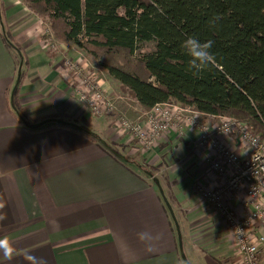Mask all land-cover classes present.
Here are the masks:
<instances>
[{"label":"crops","instance_id":"crops-1","mask_svg":"<svg viewBox=\"0 0 264 264\" xmlns=\"http://www.w3.org/2000/svg\"><path fill=\"white\" fill-rule=\"evenodd\" d=\"M0 8L22 48L0 20V237L47 264H240L224 221L195 190L208 181L198 131L173 129L155 148L136 149L109 115L79 101L67 59L93 61L46 37L21 0ZM222 117L203 114L208 123ZM142 231L159 239L146 246ZM0 264L25 262L0 255Z\"/></svg>","mask_w":264,"mask_h":264},{"label":"trees","instance_id":"trees-1","mask_svg":"<svg viewBox=\"0 0 264 264\" xmlns=\"http://www.w3.org/2000/svg\"><path fill=\"white\" fill-rule=\"evenodd\" d=\"M26 2L47 21V37L65 38L93 57L144 111L176 101L245 121L264 136V0ZM0 14L6 40L22 50L2 8ZM188 35L213 41L216 63L198 75L186 70L181 44ZM150 42L154 49L142 52Z\"/></svg>","mask_w":264,"mask_h":264},{"label":"built area","instance_id":"built-area-1","mask_svg":"<svg viewBox=\"0 0 264 264\" xmlns=\"http://www.w3.org/2000/svg\"><path fill=\"white\" fill-rule=\"evenodd\" d=\"M80 82L79 101L91 115L102 117L117 109V98L94 74L69 63ZM198 131L194 145L205 158L208 181L195 190L224 221L240 264H264V136L245 121L223 116L208 123L203 114L176 101L158 103L136 119L121 115L115 129L136 149L151 150L173 129Z\"/></svg>","mask_w":264,"mask_h":264},{"label":"clouds","instance_id":"clouds-1","mask_svg":"<svg viewBox=\"0 0 264 264\" xmlns=\"http://www.w3.org/2000/svg\"><path fill=\"white\" fill-rule=\"evenodd\" d=\"M213 41H201L195 35H188L181 44L187 56V71L193 75L209 70L216 63V56L212 52ZM137 238L146 246H151L152 242L159 239V235H153L149 231L138 232ZM0 255L5 260L11 261L20 256L25 264H47L43 257H36L30 251L18 252L14 243L8 236L0 237Z\"/></svg>","mask_w":264,"mask_h":264},{"label":"rangeland","instance_id":"rangeland-1","mask_svg":"<svg viewBox=\"0 0 264 264\" xmlns=\"http://www.w3.org/2000/svg\"><path fill=\"white\" fill-rule=\"evenodd\" d=\"M21 1L26 5L27 9L29 11H31V13H33L35 16H37V17H39L40 19L43 20V21H40V23H39L40 26L42 27V29L44 30V28H46V31L51 33L50 29H49V25H48V23H46L47 21L45 19H43L42 17L36 15L32 10H30L28 8V6H27L28 4H27L26 0H21ZM47 26H48V28H47ZM52 39H53V37H52ZM56 44H58V42H56ZM154 46H155V43L150 42V43L145 44L140 49H141L142 52H151L154 49ZM54 49L56 51H58V50L61 49V46L58 45V47H56L54 45V46H52L51 50H54ZM84 53L87 55L86 52H84ZM87 56L89 57L90 61H93V64H88L86 61L81 63V61L77 62V61H75L73 59H67V66L69 65V63H73V64H76V65L80 66L83 70H86V71H89V72L94 71V74L97 76V78H99V80L102 79L105 82L108 81V84L110 85L112 90L119 95V97L118 96L116 97L117 99H119V102L117 101V105H116L117 109H116V111L113 114H108L109 116L108 115H104L102 117L108 116V117L112 118V120L114 121L113 122L114 126H116L117 120L119 119V117L121 115L136 119L138 116H135V113H137L138 111L136 112L135 106L138 105V104L136 103L135 98L133 97V95L128 90L123 88L116 80H114L109 75L107 70L105 68L101 67L96 62V60L93 57H91L89 55H87ZM70 71H72V70H70ZM77 78H78L77 83H79L81 78L80 77H77ZM113 95H115V94H113ZM113 98H115V97L113 96ZM12 102L14 103V106H15V100H12ZM119 109L122 110V111H120ZM113 132H114V130H113ZM115 132L117 133V131H115ZM128 150L131 151L129 148H128ZM132 153H134V152H132Z\"/></svg>","mask_w":264,"mask_h":264}]
</instances>
